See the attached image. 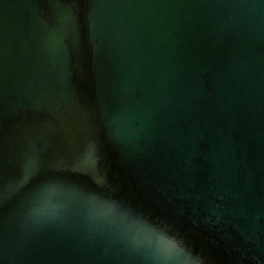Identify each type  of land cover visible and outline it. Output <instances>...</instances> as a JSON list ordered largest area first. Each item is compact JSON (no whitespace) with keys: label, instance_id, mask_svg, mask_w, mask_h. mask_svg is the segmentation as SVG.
Returning <instances> with one entry per match:
<instances>
[{"label":"water","instance_id":"water-1","mask_svg":"<svg viewBox=\"0 0 264 264\" xmlns=\"http://www.w3.org/2000/svg\"><path fill=\"white\" fill-rule=\"evenodd\" d=\"M0 264H264V0H0Z\"/></svg>","mask_w":264,"mask_h":264}]
</instances>
